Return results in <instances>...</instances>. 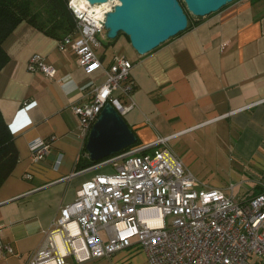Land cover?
I'll return each instance as SVG.
<instances>
[{"label":"crops","instance_id":"0c3cea01","mask_svg":"<svg viewBox=\"0 0 264 264\" xmlns=\"http://www.w3.org/2000/svg\"><path fill=\"white\" fill-rule=\"evenodd\" d=\"M101 43L96 51L101 67L91 73L78 66L71 50L60 51L56 38L26 22L2 43L7 61L0 70V113L13 136L18 162L0 187V241L14 250L0 256V264H30L60 207L95 176L86 175L97 167L74 170L87 140L77 136L78 118L71 107L86 101L89 84L104 82L111 64L108 55L121 54L132 62L130 96L135 106L122 118L139 145L167 139V147L177 149L173 153L202 187L238 198L264 187L262 0H234L215 13L192 17L185 31L144 56L124 36ZM33 54L54 68L53 78L27 70ZM51 136L56 140L45 159L32 162L29 142ZM27 174L31 179L24 178ZM66 264L76 263L67 258ZM80 264L147 260L132 247Z\"/></svg>","mask_w":264,"mask_h":264},{"label":"built area","instance_id":"2783aa9c","mask_svg":"<svg viewBox=\"0 0 264 264\" xmlns=\"http://www.w3.org/2000/svg\"><path fill=\"white\" fill-rule=\"evenodd\" d=\"M117 4L68 1L74 30L58 40V49L71 50L86 73L101 67L96 51L101 39L107 40L105 15ZM131 67L125 56L114 55L104 82L89 84L86 101L71 107L82 142L105 104L121 116L135 106ZM27 70L49 78L55 74L38 54L29 58ZM55 140L29 142L32 162L44 160ZM93 167H110L112 174L95 175L81 184L72 202L60 207L30 264H66L67 258L80 264L132 247L143 251L147 264H251L253 257L264 264V187L241 198L202 187L162 138L134 144ZM158 220L161 224L155 226ZM13 254L0 241V256Z\"/></svg>","mask_w":264,"mask_h":264},{"label":"water","instance_id":"95a60500","mask_svg":"<svg viewBox=\"0 0 264 264\" xmlns=\"http://www.w3.org/2000/svg\"><path fill=\"white\" fill-rule=\"evenodd\" d=\"M91 5L108 0H86ZM234 0H117L106 13V38L125 35L131 48L140 56L156 49L188 27L187 13L196 18L215 13ZM186 12H185V10ZM137 142V137L122 116L105 104L93 124L85 151L92 162L102 161Z\"/></svg>","mask_w":264,"mask_h":264},{"label":"trees","instance_id":"16d2710c","mask_svg":"<svg viewBox=\"0 0 264 264\" xmlns=\"http://www.w3.org/2000/svg\"><path fill=\"white\" fill-rule=\"evenodd\" d=\"M40 1L46 9V17L42 18L44 21L41 23H36L35 19L37 16L39 17V15L35 16L31 14L29 9L30 2L28 0H0V70L7 61V57L2 49V43L22 22L34 26L44 34L56 38L57 40L74 30V20L67 8L69 0ZM262 1L264 2V0ZM189 25L190 21L188 18V26ZM136 144H138V139ZM84 155L85 157H83ZM17 162L18 152L14 144L13 136L0 113V187L10 176ZM100 162L101 161L92 162L88 158L85 148L83 147L82 155L78 157L74 165V170L75 172L82 171Z\"/></svg>","mask_w":264,"mask_h":264},{"label":"rangeland","instance_id":"374dc122","mask_svg":"<svg viewBox=\"0 0 264 264\" xmlns=\"http://www.w3.org/2000/svg\"><path fill=\"white\" fill-rule=\"evenodd\" d=\"M28 1L30 2L29 9H30L31 14H33L35 16L39 15V17L38 16L36 17L35 22L41 23L42 21H44V19L42 20V18L46 17L45 16L46 15V9L44 8L43 3L40 0H28ZM187 16L189 18V21H191L193 16L190 15L189 13H187ZM119 36H124L128 40V38L123 34H120ZM128 42H129V40H128ZM108 54H110V50H109ZM120 55L121 54H116V56H120ZM113 56L108 55L107 58L110 59V61H111ZM170 149L176 154V152H177L176 148H174L171 145ZM152 153H153V150L150 151V154H152ZM88 174L89 175H86V176H94L96 174H112V169L110 167H97V168H94L93 170H91ZM262 180H263L262 183L264 184V179H262ZM138 258H139L138 260H141L140 258H143V255H139ZM250 262H251V264H261L260 262H258L255 259V257L251 258Z\"/></svg>","mask_w":264,"mask_h":264},{"label":"bare ground","instance_id":"6f19581e","mask_svg":"<svg viewBox=\"0 0 264 264\" xmlns=\"http://www.w3.org/2000/svg\"><path fill=\"white\" fill-rule=\"evenodd\" d=\"M154 224H155V226H160L161 222H160V220H158V221L154 222Z\"/></svg>","mask_w":264,"mask_h":264}]
</instances>
